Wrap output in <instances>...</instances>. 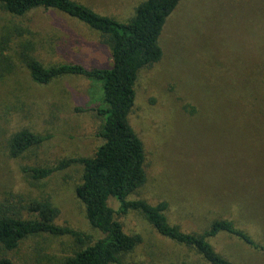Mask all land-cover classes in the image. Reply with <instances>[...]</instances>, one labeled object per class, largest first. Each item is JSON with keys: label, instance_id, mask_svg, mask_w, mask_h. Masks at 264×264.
Segmentation results:
<instances>
[{"label": "rangeland", "instance_id": "obj_1", "mask_svg": "<svg viewBox=\"0 0 264 264\" xmlns=\"http://www.w3.org/2000/svg\"><path fill=\"white\" fill-rule=\"evenodd\" d=\"M77 1L127 21L143 0ZM8 35L32 43L33 55L46 66L103 63L100 54L91 53L104 47L101 33L55 8L37 7L22 16L0 8V38ZM160 43L163 58L139 72L130 114L147 153V182L132 198L168 202L170 222L184 232L202 233L216 219H232L262 247L226 233L212 238L213 246L235 263L264 264V0H181ZM101 98L97 80L69 75L42 86L22 64L0 79V114L9 100L20 109L10 131L29 126L53 134L13 159L0 120V200L9 192L50 194L60 209L58 224L95 233L76 193L82 164L37 185L21 166L92 156L103 142L97 135L102 119L74 107L88 108ZM34 103L35 112L29 110ZM110 204L119 207L115 199ZM120 220L128 233L142 237L124 262L209 264L193 247L161 234L138 211ZM77 249L70 235L41 233L3 253L13 264H61Z\"/></svg>", "mask_w": 264, "mask_h": 264}, {"label": "trees", "instance_id": "obj_2", "mask_svg": "<svg viewBox=\"0 0 264 264\" xmlns=\"http://www.w3.org/2000/svg\"><path fill=\"white\" fill-rule=\"evenodd\" d=\"M180 2L143 0L129 20L121 21L77 0H0V8L16 16L37 7L58 9L100 32L104 44V47L91 50L93 55L100 54L102 65L66 62L46 66L33 55L32 43L13 39L11 35L0 38V79L22 64L32 80L42 86L69 75L101 82L100 102L88 108L75 106L74 110H91L102 119L97 135L103 140L92 156L68 157L52 166H21L30 182L37 185L59 170L82 164V181L76 193L95 233L58 224L60 209L50 194L25 196L9 192L0 200V264H13L3 252L16 249L28 236L41 233L73 237L78 249L61 264H144L123 261V256L142 242V237L128 233L120 220L130 211L140 212L164 236L193 247L209 264H238L216 250L211 242L223 233L235 235L253 247H262L232 219H216L202 233L184 232L170 222L168 202L153 204L143 198H132L147 182L145 143L130 122L137 99L136 82L141 69L163 58L161 34L168 17ZM8 102L12 106L6 105L0 120L6 126L8 154L18 159L31 148L50 140L53 134L29 126L10 131L9 126L16 116H20V109L14 101ZM35 104L30 106V111L37 110ZM112 199L119 203L118 208L110 204Z\"/></svg>", "mask_w": 264, "mask_h": 264}]
</instances>
